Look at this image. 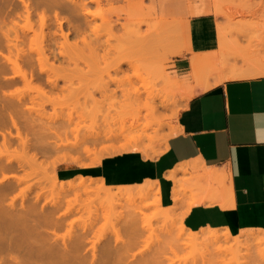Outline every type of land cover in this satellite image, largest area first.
<instances>
[{
  "label": "rangeland",
  "instance_id": "374dc122",
  "mask_svg": "<svg viewBox=\"0 0 264 264\" xmlns=\"http://www.w3.org/2000/svg\"><path fill=\"white\" fill-rule=\"evenodd\" d=\"M10 1H12V4ZM10 1L7 2L10 7L21 5L19 0ZM98 3L93 2L90 5L92 13L96 14L94 25L98 27L97 31L94 33L87 32L83 39H81L82 37L79 39L70 36L69 44L71 45L66 44L65 46L64 44L61 48L65 53V58L60 56L58 60H53L51 57L46 62L47 67H44V71L50 68L51 72L49 69L46 70L50 73L42 72L38 64H35L34 67L23 66L29 69L26 70L28 73L31 70L30 72L33 75L32 80L27 81V83L19 76H17L18 78L16 76L10 77L14 75L13 69L15 67H12V69L11 67H5V72L2 73L0 57V101L7 99L19 104V108H22L23 111H19L22 117L18 119V124L22 131L31 128L29 133L26 130L25 134L23 133V135L28 136L26 137L29 141L28 145H24L16 137L17 130L11 122L8 127L1 123L0 157H2L1 161L5 165L12 167L0 172V187L9 183H13L14 187L6 192H1L0 235L1 237H13L15 233L16 235L19 234L18 230H23L21 252L26 255L27 251L29 253L32 251L34 258L40 261L46 260L48 255L61 256L59 252L67 245L71 251L73 250V255H70V258L75 261H81L82 259V262L83 260H85L84 262H91V259H94L92 256L94 244L95 259H108L111 262L108 261V264H168V262L169 264H190L193 261L190 258L191 249H176L175 247L174 236L177 233V225L168 226L171 230L167 234L164 226L168 222L157 217L158 212L161 211V207L158 205V198L160 197L157 188L156 191L142 192V195L137 191H130V194L127 195L130 198L129 201L126 197L121 196L119 203H116L103 198L98 199L94 191L89 193L79 191V194H77L74 191L63 190L59 186L61 182L70 180L78 182L81 178H85L87 183H93L94 181L90 180L92 178L95 179V183L92 185L99 187L102 182L89 176L88 174L91 173H88L89 168L86 167L97 165L95 162L100 157H102V161L112 155L127 153L128 151L125 148L130 149L137 146V151L143 155V150H147L149 155H144L147 158L156 157L158 153L163 152L168 138L176 132L179 112L190 98L189 90L193 89L197 83L192 78L196 83L191 86L187 82V78L179 74L175 68L176 57L192 52L196 57L203 55L202 58H207L215 52L226 54L229 48L227 51L230 53H228L229 60H232L234 65L238 64L245 67L250 63L264 65V0H99ZM177 11L178 18L176 20L189 24L191 31L190 34L188 32L184 36L178 31L179 37L175 33L173 35L175 37H172L174 40L169 42L170 39H166V27L164 25L168 20L161 18L175 15ZM48 13L52 14L51 11H48ZM204 14H213L217 18L216 32L213 29L211 20L200 18ZM100 15L112 19L116 17L118 19L120 15L121 25L110 29L102 23L98 17ZM192 17H197V19ZM1 18L0 16V37L2 29L6 31L14 25L9 18ZM15 20L21 27L30 29L26 39L27 42L24 44V49L28 51L27 49L30 46L28 43L30 42L29 37L34 35V30L37 32L39 30L38 16L34 15L29 26L23 19ZM137 22L146 23V25H143V29L149 25V28L155 34L153 35L154 38L159 37L158 33H161L160 44L165 46L169 42L171 47L179 50V54L174 53L173 48L170 47H168L170 51L160 48L157 53H150L141 51L134 46L126 38L130 37L132 27ZM18 24L16 25L17 28ZM160 25L162 26L159 27ZM45 31H48V29H45ZM13 35L14 33L11 32V36ZM187 35H189V38ZM216 36L218 40L224 39L223 41L219 40L218 49H214ZM75 38L78 41L77 46L73 43ZM58 41L61 43L63 38L59 37ZM189 42L192 47L191 51L186 49ZM222 42L226 45L221 46ZM56 44L52 45L51 49L57 53L61 50L59 47L61 44H58V46ZM32 45L36 46V43L34 42ZM225 46L228 47L227 50L222 48ZM3 51L7 53L6 49ZM49 52V50H46V53ZM67 57H69V60ZM125 60L130 61L132 65L125 62ZM119 64L121 68H116ZM4 75L9 77L1 79L4 78ZM165 75L169 76L164 77ZM168 77H170V82L164 80ZM48 78H54L56 85L50 84L47 81ZM28 80L30 79L28 78ZM165 84L167 86L165 91H168L171 99L166 100V97H168L166 92H164L165 94L161 92L166 96L165 98L162 96L163 94L161 96L169 104L160 97L157 98L160 102L157 103V99L155 100L157 102H154V114L156 116L151 113L148 115L145 110L148 111L149 105L146 106V103L145 106L143 105L145 102V94L143 93L145 87L151 85L154 87L155 85L156 88L162 87L163 89ZM156 88L153 89L154 92H157ZM200 90L202 89L197 88L196 92ZM136 93L141 95L142 101L140 103L142 107L136 101ZM17 96H19L20 101L16 98ZM161 100L167 105L162 106ZM145 114L148 115L149 119L156 120L157 118L163 122L157 134L152 128L146 129L144 132V125L147 122L146 119H148ZM137 115H142L139 121ZM151 115L154 117H151ZM29 117L31 118L30 122ZM134 121L138 122L134 124ZM26 123L29 124V127L25 125ZM45 126H48L47 129ZM155 127L158 128V126ZM2 133H5L6 137L10 139V146H7L8 143L2 145ZM54 133H58L62 140L54 137ZM75 135L78 138L85 136L88 139L85 144L93 148L94 151L91 154H86L82 149L84 147L82 144L77 147L71 145H63L62 147L61 144V146H58L59 150L55 146L56 142L62 143L65 141L64 143H66V139L70 141L67 140L69 143H72L76 140ZM92 135L98 138L102 137V139L100 138V142L97 143L91 142ZM108 135H111V137L107 138ZM41 142L44 144H39ZM131 150L129 152L136 151ZM67 165L78 167L81 173L71 179H63L59 170ZM4 175L9 177L3 179ZM11 175L16 176V178L11 177ZM18 179L20 182H18ZM125 187L134 189L130 186ZM119 188L122 189L124 186L111 187V190L118 191ZM137 188L138 186L135 187V189ZM49 200L50 202L53 200L59 205V208L55 211L56 215L66 211L67 208L70 209V211L67 210L65 215H59L56 225L45 224L39 219L43 212L48 213L54 209ZM11 201L13 202L10 203ZM13 203L16 207L13 206ZM8 213L15 215L12 218ZM131 217L136 218V221L138 220V223L135 222V228L142 230L140 232L142 237L139 236L140 239L138 240V234L136 237L130 236L131 238L125 235L124 239H128L124 243L122 241L116 244L114 233L111 230L115 228H122L120 229L122 231L128 229L130 227L128 220ZM20 220H23L25 224L23 221V224L19 223ZM147 221L150 222L151 228L156 230L154 234L150 235L151 232L149 233L150 230L148 231V229L143 230ZM14 222L17 223V226ZM34 223H38L37 227L42 228L40 229L42 233L46 231L44 232L45 235L38 234L29 227L30 224L34 225ZM47 229L49 232H47ZM163 231L165 232L163 233ZM220 231L226 230L220 229ZM253 231L262 232L261 230ZM78 235H81L82 238ZM77 237H80L81 244L77 245L75 241ZM128 241L133 243L131 248L130 244L129 247L127 246ZM73 242H75V245H73ZM256 250L257 248L255 250L251 249L250 258L241 256L245 253L242 251L240 255L227 254L226 258L223 256L224 260L221 258L217 260L218 262H213L214 264H236L237 262H240L238 264H260L259 260H255L259 259ZM1 253L3 252L0 250V256H2ZM133 253L136 256L134 255L131 258L130 254L133 255ZM251 253H253V256ZM3 255L7 257L8 253H3ZM185 256H188V258ZM233 259L236 262H232ZM198 261L197 264H213V262L201 261L200 259ZM86 264L89 263L86 262Z\"/></svg>",
  "mask_w": 264,
  "mask_h": 264
},
{
  "label": "crops",
  "instance_id": "0c3cea01",
  "mask_svg": "<svg viewBox=\"0 0 264 264\" xmlns=\"http://www.w3.org/2000/svg\"><path fill=\"white\" fill-rule=\"evenodd\" d=\"M176 18L178 13L161 19ZM200 18L211 20L216 32L213 14ZM218 43L216 36L214 49ZM193 56L175 58L191 86ZM232 62L218 74L243 67ZM176 128L158 156L137 150L112 155L86 167L88 175L110 187L155 182L161 207L185 213L182 222L191 231L264 230V74L230 77L196 92L180 110ZM59 172L65 180L81 173L68 165Z\"/></svg>",
  "mask_w": 264,
  "mask_h": 264
},
{
  "label": "bare ground",
  "instance_id": "6f19581e",
  "mask_svg": "<svg viewBox=\"0 0 264 264\" xmlns=\"http://www.w3.org/2000/svg\"><path fill=\"white\" fill-rule=\"evenodd\" d=\"M19 1H20L21 5L18 4V5H15L13 7L12 6L10 7L8 5L9 4V3H7L8 0H1V2H0V16L2 17L1 19L9 18V20L13 21V24H14L13 27L9 28L6 31H3V29H2L1 30V37H0L1 72L2 73L5 72V67H11V69H12V67H15V69H13L14 75H11L10 77L19 76L20 78L23 79V81L25 80L26 82L27 81L30 82L32 80V78H33V75L30 72L31 70L28 73L26 70H29V69H26L25 67L26 66L27 67H34L35 64H38V66L40 67L42 72H46L47 69H49L50 72H51L50 68H47L44 71V67H47L45 65L46 62L51 57L53 58V60H58L60 56H63V58H65V53H64L63 49H61V48H63L64 44H65V46H66V44L67 45L69 44L70 36H74V37L79 38V39L82 37L81 39H83V37L85 36V34H87V32L94 33L98 29V27L94 25V20H95V17H96L95 15L96 14H94V12L92 13V11L90 9V7H91L90 5L93 2L94 3H98L99 0H19ZM10 2L12 4V1H10ZM48 11H51L52 14L50 15L48 13ZM176 13H178V11ZM35 14L38 16V20L37 21H38V29L39 30H38V32L34 30V32H33L34 35L32 37H29L30 42H28V43L30 44V46L27 49L28 51H26V49H24L25 48L24 44L27 42L26 39L28 38V33H29L30 29L27 28V27L26 28L25 27H21L18 24L17 20H15V19H23L24 21L27 22V25L29 26V23H31V19H33ZM100 16H98V17L101 19L102 23L106 24L110 29L117 28L119 25H121V22L119 20V16L120 15L119 16L116 15V16H118V19H117V17L115 19L114 18L112 19L111 17H105V16H101L100 17ZM26 22H24V23H26ZM32 22H34V21H32ZM183 23L184 22H182L181 20L173 19V20H168L164 24L165 27H166L165 28L166 39L167 40L170 39L169 42H172V40H174V38L172 39V37H175V36H173L175 33L179 37L178 31H180L182 36H184L188 32L190 34V31H191L190 25L189 24L187 25L186 22L184 23L185 25ZM17 24L19 25L18 28L16 26ZM160 24H162V23H160ZM27 25H25V26H27ZM143 25H146V23L145 22H139V23L137 22V23H135V25L132 27L130 37L126 38L128 41L130 40L134 46H136L141 51H147V52H150V53H157L160 48L167 49L168 51H170V48H173V47H171L169 45V42L165 46L160 44L161 39H162L161 38V33H158L159 37L154 38L153 35H155V34H153L152 29L149 28L150 26L147 25L148 27L143 29ZM161 26L162 25H160L159 27H161ZM45 29L46 30L48 29V31H45ZM11 32L14 33L13 36H11ZM221 33H222V31H221ZM59 37L63 38V41H61V43H60V41H58ZM167 37H169V38H167ZM187 37L189 38V35H187ZM48 38H50V39H48ZM76 38H75V41L74 42L72 41V42L74 44H76V46H77L78 41H77ZM224 38H225V36H224ZM223 40H220V41H223ZM34 42L36 43V46L32 45V43H34ZM55 44L57 46H58V44H61V46L59 45L61 50L59 52H57V53H56L55 50L51 49L52 48L51 46L55 45ZM69 45H71V44H69ZM172 45L174 46V44H172ZM224 45H226V44H224L222 42L221 46H224ZM46 46H47L48 49L46 48ZM175 46H177V45H175ZM168 47H170V48H168ZM222 48H226V50H227L228 47L225 46V47H222ZM4 49L7 50V53H5L3 51ZM184 49H185V47H184ZM186 49L188 51L192 50V47L190 46V42H189L188 47ZM46 50H49L50 52L46 53ZM173 50H174V53H179L178 49H174L173 48ZM228 50H229V48H228ZM227 51H226V54L225 53L221 54V53H218V52H215L214 54L211 53L210 57H207V58H202L203 55H201V56L198 55L199 57L198 56L197 57L194 56L192 74H193L194 80L197 83H196V85L194 86L193 89L189 90V96L190 97L195 94L197 88L205 89V88L213 85L214 83L221 82V81H223V80H225L227 78H230V77H247V76H255V75L264 74V65H257V64H254V63L247 64L246 67L245 66L236 67L233 64L234 67H236V69L232 70L229 73H220V74H218L219 72H221L220 70L223 67H227V64L229 66L230 62H228V61H230L229 60L230 56H228V55L230 53L227 52ZM172 53H173V51H172ZM67 58L69 60V57H67ZM125 62L130 63L132 65V63L130 61L125 60ZM52 63H53V61H52ZM51 65L54 66L53 64H51ZM23 66H25V67H23ZM118 67H120V64L116 68H118ZM48 72L49 71H47L46 73H48ZM28 74H29V76H28ZM167 76H169V75H165L164 77H167ZM8 77H6L4 75V78H1V79H6ZM27 77L30 80H28ZM47 77H48V74H47ZM210 78H212L213 81H211ZM53 79L54 78H48L47 81L50 84H52L53 86H55L56 85V81H55V79L54 80ZM164 80L165 81L167 80L168 82L171 81L170 77H168V79L165 78ZM167 85L169 86V84H167ZM155 88H156L155 85H154V87H153V85H151L150 87H145V91H143V93L145 94V100H144L145 102L143 101L144 102L143 105L145 103L147 104L146 106L149 105L148 111H146L147 110L146 109L145 112L148 115H149V113H151L154 116H156L154 114L155 113L154 104L157 101H158L157 103L160 102V100L157 99V98L160 97L161 99H163L162 96H164V98L166 96H168V97H166V100L171 99L169 97L170 94L168 93V91H165V90H167V89H165V88H167L166 84L163 86V89H162V87L161 88L160 87L156 88L157 92H154ZM161 92H163V93L166 92V96L164 95L165 93L163 94ZM16 98L18 99V101H20L19 96H17ZM172 98H173V96H172ZM156 99H157V101H155ZM5 100H3L2 102L0 101L1 102L0 103V127H1V123L8 127V125H10L9 123L11 122L12 125L17 130L16 137L19 139V141L21 143H23L24 145H26V144L28 145V142H29L28 138H27L28 136L27 135H23V133L26 132V131L29 133L31 128H29V129L26 128V129H24L22 131V129L20 128V126L18 124L19 123L18 119H21V117H22V115L20 116V113H19V111L20 112L23 111V110H21L22 108L20 109L19 108V104H16L13 101L11 102L10 100L8 101L7 99H5ZM163 100L166 101L165 99H163ZM136 101H137V103H139V105L141 104L140 103V101H142L141 95L137 94ZM164 101L161 100L162 104L161 103L160 104L162 106L165 105ZM166 103H167V101H166ZM167 104H169V103H167ZM27 107H29V106H27ZM141 107H142V104H141ZM147 114H145V115L148 118ZM153 115H151V117H154ZM141 116L137 115V117H138L137 120L138 121H139ZM30 119L31 118L29 117V122H30ZM146 120H147V122H145L144 129H143L144 132H145L146 129L152 128L154 130V132L157 134V131L159 130V128L162 127L163 122H161L157 118H156V120L153 119V118H151V119L148 118ZM135 122L136 121H134V124H135ZM27 123L25 125H27ZM155 126H158V128H156ZM23 127H24V125H23ZM27 127H29V124L27 125ZM43 127H44V124H43ZM47 127H46V129H47ZM140 127H142V126H140ZM176 130H177V128H175V131ZM6 131H4V132L6 133ZM56 132H57V130H56ZM59 132H60V130H59ZM5 133H2L3 142H1V143H2V145L3 144L6 145L8 143L7 146H10L11 145V144H9L10 139L8 137H6ZM8 134L12 135L11 133H8ZM51 135H52V132H51ZM53 135L57 139L59 138L60 140H62L61 136L58 133H54ZM75 136H76V138H75L76 140L73 141L72 143H69L70 141L68 139H66V143H64L65 141L62 142V143L61 142L60 143L56 142L55 146L58 147V146H61V144H62V147H63V145H65V146L71 145L72 147H77L80 144H82L84 146L82 149H83V151L86 154H91L94 151L93 148H91V147H89V145L85 144L86 141L88 140L85 136L81 137V138H78L77 135H75ZM92 136H91L92 141L91 140L90 141L94 142V143L100 142L99 139L100 138L102 139V137L98 138L97 136H93V137ZM98 136H100V135H98ZM110 137H111V135H108L107 138H110ZM36 138H38V137H36ZM39 144L43 145L44 143L41 142ZM4 148H5V146H4ZM131 149L132 150H137V146H134V147H132L130 149L129 148H125V150L128 151V152ZM58 150H59V147H58ZM143 153L146 156L149 155L147 150H143ZM160 153H162V152H160ZM160 153H158L156 156H158ZM1 158L2 157H0V172L3 171V170L5 171L6 169H9V168L12 167L10 165H8V166L5 165L1 161ZM101 159H102V157H100L95 163L99 164ZM95 163H94V165H95ZM7 177H9V176L4 175L3 179L7 178ZM11 177L16 178V176H13V175H11ZM19 179H21V178H19ZM19 179H18V182H20ZM79 180L80 181H78V182H73L72 180L67 181V182H61L59 187L62 188L63 190L65 189V190H69V191H74L77 194H79V191H82L84 193H89V192L94 191L96 193V195L98 196V199L103 198L105 200H110L111 202L113 201V202H116V203H119V200L121 199V196L126 197V199L129 201L130 198L127 195L130 194V191H135V192L137 191L139 194L142 195V192L143 193H147V192H152L154 190L156 191V188H157V186H155L156 185L155 182H148L146 184L138 186L137 189H131V188L124 187L122 189L119 188L118 191H112L111 187L106 186L103 182L100 184L99 187H96V186L92 185V184L95 183V179L90 178L91 181H94L93 183H87L85 181L86 180L85 178H81ZM16 181H17V179H16ZM13 187H14L13 183H9L7 185L4 184L2 187H0V202H1V192H6L8 189H12ZM55 200L58 201L57 199H55ZM12 202L13 201H11L10 203H12ZM49 202H50V200H49ZM56 203L57 202L51 200L50 204L54 207V209L49 211L48 213H46V212L44 213L43 212L42 215H41L42 211H41V213H39L41 215V217H39L41 222H44L45 224L48 223V224L56 225L58 223L57 219H59V215L60 214L61 215H65L67 213V210L70 211V209L67 208L66 211H63L59 215H56L55 211H57V209L59 208V205H57L58 203L57 204ZM8 205H10V204H8ZM158 205L161 207L160 198H158ZM13 206L16 207L15 204ZM11 208H9V209H11ZM4 212H5V210H4ZM139 212H141V211L139 210ZM184 214H179V213L176 214L172 208H164V207L162 208L161 207V211L158 212L157 217L158 218H162L163 220H165V222L166 221L168 222V224L167 225L165 224V226H164L165 230L167 231V234H168V231L171 230L170 228H168V226L170 227L173 224H174V226H175V224L177 225V233H175V236H174V238H175V247H176V249L177 248H180V249L181 248L182 249L189 248V249H191L190 258L193 261H191V260L190 261L192 262V264H193V262H195L194 264H197L196 262L199 259L201 261L203 260V261H207V262H210V263H212L213 261L214 262H218L217 260H219L221 258L223 259V256H224V258H226L227 254H230V255L232 254L234 256H237V255H240L242 253V251H243V253L244 252L245 253L241 254V256L243 255V256H245L244 258H246V257L250 256L249 254L251 252V249L255 250V248H257L256 252H258L256 254L259 255L258 256L259 259H255V260H259L260 264H264V230H261L262 232H260V233L254 232L253 230H244V231L242 230L237 235H232L228 230L220 231V229H212V228L200 229L199 231H191L182 222ZM9 215H11V217L13 218V215H15V214L10 213ZM142 217H143V214H142ZM22 221L23 220H20L18 222L23 224L24 221L23 222ZM137 221H136V218L131 217L128 220L129 226H130V227H128V229L122 231V230H120L122 228H120V229L115 228L114 230L113 229L111 230L114 233L116 244H117V242H122V241H123L122 243H124V241L128 239V238L124 239L125 235L126 236L128 235L129 238H131V237H136L137 234H138V236H137L138 240L140 239L139 236H141L140 232L142 230H140V228H138V229L135 228V226H136L135 222H137ZM11 223H12V221H11ZM14 224H15V226H17L16 222H14ZM24 224H25V222H24ZM37 224L38 223H34V225L30 224L31 226H29V227L32 230L36 231L38 234L45 235L44 232H46V231H43V233H42V230L40 231V229H42V228L37 227ZM142 224H143V222H142ZM0 226H1V203H0ZM145 227L143 228V230L144 229H146V230L148 229V231L150 230L149 231V233L151 232L150 235L154 234L155 231H156V230L151 228L149 221H147V224H146ZM173 230H174V228H173ZM47 232H49L48 229H47ZM164 232L165 231H163V233ZM18 233L19 234H17V235L15 233V236L12 235L13 237H8V236H6V237L2 236L1 237V235H0V248H1L0 250L4 254L8 253L7 257L4 256L3 253H1L2 256H0V264H75V263L79 264L80 260L75 261L73 258H70V255H73V250L71 251L70 248L67 247V245H65V244H64L65 246L62 248V250L60 248L61 252H59V253L61 254V256H56L55 257V256H49L48 255L47 259L43 260V261L42 260L41 261L40 260H36L37 258H34V256H33L34 254H33L32 251L30 253L27 251L26 255L23 254L21 252V247L23 246V236H24L23 234H24V231L23 230L22 231L18 230ZM78 236H81V235H78ZM81 238H82V236H81ZM75 239H76L75 241L77 242V245L82 243L80 237H77ZM84 240H86V239H84ZM129 240H132V239H129ZM126 242H125V244H127ZM129 244H130V248H131V245H133V243L132 242L129 243V241H128V244H127L128 247H129ZM73 245H75V242H73ZM134 245H135V243H134ZM93 246L95 248L94 244H93ZM93 246H92V248H93ZM94 248H93V255H92L94 257V259L92 258L91 262L90 261H86V262H88L89 264H108L110 262V260H108V259H106L107 261L104 260V258H101L100 260L95 259L96 255L94 253ZM251 254L253 256V253H251ZM130 255H131V258H132L135 254L133 253V255L132 254H130ZM185 257L188 258V256H185ZM227 257H229V256H227ZM254 258H255V256H254ZM84 261L85 260H83V262H82V259H81L80 264H83V263L86 264V262H84ZM190 261H188V262H190ZM225 261H226V259H225ZM234 261H235V259H233L232 262H234ZM191 262H190V264H191ZM214 262H213V264H214ZM223 263H225V262H223ZM238 263H240V262H237L236 264H238ZM168 264H169V262H168ZM242 264H244V263H242Z\"/></svg>",
  "mask_w": 264,
  "mask_h": 264
}]
</instances>
